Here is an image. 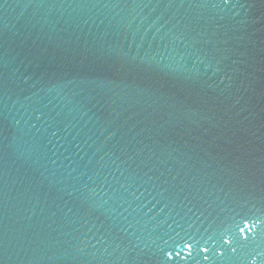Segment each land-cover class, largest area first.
Segmentation results:
<instances>
[{
  "label": "water",
  "instance_id": "1",
  "mask_svg": "<svg viewBox=\"0 0 264 264\" xmlns=\"http://www.w3.org/2000/svg\"><path fill=\"white\" fill-rule=\"evenodd\" d=\"M0 264H264V0H0Z\"/></svg>",
  "mask_w": 264,
  "mask_h": 264
}]
</instances>
